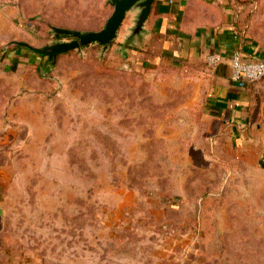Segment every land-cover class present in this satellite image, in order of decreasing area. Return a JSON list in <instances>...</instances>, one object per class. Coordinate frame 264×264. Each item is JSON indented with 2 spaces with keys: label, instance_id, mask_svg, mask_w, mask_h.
I'll return each mask as SVG.
<instances>
[{
  "label": "rangeland",
  "instance_id": "obj_1",
  "mask_svg": "<svg viewBox=\"0 0 264 264\" xmlns=\"http://www.w3.org/2000/svg\"><path fill=\"white\" fill-rule=\"evenodd\" d=\"M236 6L264 52V0ZM112 11L108 0H0L6 32L37 47L72 39L53 25L100 30ZM7 43L3 264H264V77L241 141L207 104V61L138 63L123 36L55 64Z\"/></svg>",
  "mask_w": 264,
  "mask_h": 264
},
{
  "label": "crops",
  "instance_id": "obj_2",
  "mask_svg": "<svg viewBox=\"0 0 264 264\" xmlns=\"http://www.w3.org/2000/svg\"><path fill=\"white\" fill-rule=\"evenodd\" d=\"M236 5L237 0H155L145 31L134 43L127 44V48L133 52L132 60L152 64H205L210 54H219L221 62L208 72L210 86L207 104L220 122L232 131L240 129L239 138L245 141L250 137L247 129L252 101L250 91L253 87L246 80L231 79L232 54L240 51L243 59H248L251 53L258 52V44L250 35L242 36L237 31ZM134 15L129 13L120 28L119 37L123 36L124 40L130 33ZM5 25L6 22L0 21V44L18 41L14 34L6 32ZM60 27L95 29L84 21L79 24L69 21ZM123 27L126 31L124 34L121 33ZM0 264H3L1 253Z\"/></svg>",
  "mask_w": 264,
  "mask_h": 264
},
{
  "label": "water",
  "instance_id": "obj_3",
  "mask_svg": "<svg viewBox=\"0 0 264 264\" xmlns=\"http://www.w3.org/2000/svg\"><path fill=\"white\" fill-rule=\"evenodd\" d=\"M155 0H108L113 7L111 15L100 30H77L60 26H51L57 37L71 36L68 41L55 40L43 47H37L27 42L10 41L6 44H19L41 55L48 56L47 63L55 64L60 55L69 53L75 49H82L93 43H99L107 47L119 37L120 28L129 13L133 16V25L129 28L130 33L126 37V44L134 43L145 31V24L148 20Z\"/></svg>",
  "mask_w": 264,
  "mask_h": 264
},
{
  "label": "built area",
  "instance_id": "obj_4",
  "mask_svg": "<svg viewBox=\"0 0 264 264\" xmlns=\"http://www.w3.org/2000/svg\"><path fill=\"white\" fill-rule=\"evenodd\" d=\"M222 60L219 54L213 53L207 57L209 65L217 66ZM232 74L233 81L246 80L248 82H259L264 77V61L243 59L240 51L232 54Z\"/></svg>",
  "mask_w": 264,
  "mask_h": 264
},
{
  "label": "trees",
  "instance_id": "obj_5",
  "mask_svg": "<svg viewBox=\"0 0 264 264\" xmlns=\"http://www.w3.org/2000/svg\"><path fill=\"white\" fill-rule=\"evenodd\" d=\"M236 28H237V31L242 36H248L247 31H246V28L245 27H241L238 21H236ZM260 50H261V52H260ZM248 60H254V61H256V60H262V61H264V52L262 51V49L260 48L259 45H258V52L251 53L249 55V57H248ZM250 84H253V82H250Z\"/></svg>",
  "mask_w": 264,
  "mask_h": 264
}]
</instances>
